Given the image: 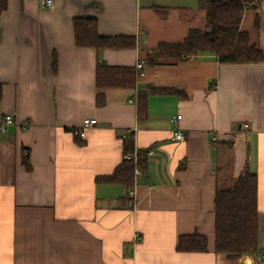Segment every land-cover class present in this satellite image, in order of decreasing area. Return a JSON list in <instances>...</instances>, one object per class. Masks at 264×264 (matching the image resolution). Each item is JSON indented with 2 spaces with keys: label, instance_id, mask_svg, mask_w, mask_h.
<instances>
[{
  "label": "crops",
  "instance_id": "1",
  "mask_svg": "<svg viewBox=\"0 0 264 264\" xmlns=\"http://www.w3.org/2000/svg\"><path fill=\"white\" fill-rule=\"evenodd\" d=\"M44 1L8 0L0 17V123L14 120L0 134V264H264L255 253L230 261L216 252L214 202L245 170L257 176L264 253V62L204 55L146 66L160 42L208 30L199 0ZM245 1L241 29L264 53V0ZM154 6L172 10L162 19ZM75 18H95L100 35L134 36L136 46L78 47ZM139 61L136 89L97 87L99 63ZM87 119L98 124L81 138L74 131ZM178 128L183 142L173 139ZM125 134L145 152L141 174L129 189L97 182L123 162ZM192 234L207 237V251L178 252L179 237Z\"/></svg>",
  "mask_w": 264,
  "mask_h": 264
},
{
  "label": "trees",
  "instance_id": "2",
  "mask_svg": "<svg viewBox=\"0 0 264 264\" xmlns=\"http://www.w3.org/2000/svg\"><path fill=\"white\" fill-rule=\"evenodd\" d=\"M248 4L245 0H199V9L205 12L207 31L191 28L187 36L179 42H160L146 58V66H156L166 61L178 62L204 55H214L221 64L244 65L264 62V53L251 43L249 35L242 31L241 23ZM8 9V0H0V17ZM154 12L166 19L171 8L154 6ZM75 43L81 48H94L98 52L106 49L122 50L136 46L134 36H102L98 32L95 18H75ZM56 66V60H54ZM138 73L135 67L109 66L99 63L96 84L99 89H136ZM3 85L0 84V99ZM105 103L102 94L97 97V105ZM138 111L142 116L146 111V95L140 94ZM136 154L138 165L133 156ZM124 159L110 176L99 177L97 182L122 184L129 189L134 180L136 168L144 167L145 152L135 150L134 136L123 139ZM131 156L132 159L127 157ZM22 164L31 170L29 151L23 149ZM127 199L130 201L128 193ZM215 237L216 252L230 261H237L244 255L258 252L259 218L257 176L245 170L235 185L215 193ZM133 204H129L132 208ZM207 237L199 234L179 237L177 251L185 253L207 251Z\"/></svg>",
  "mask_w": 264,
  "mask_h": 264
},
{
  "label": "built area",
  "instance_id": "3",
  "mask_svg": "<svg viewBox=\"0 0 264 264\" xmlns=\"http://www.w3.org/2000/svg\"><path fill=\"white\" fill-rule=\"evenodd\" d=\"M43 4L45 6H51L53 5V1L52 0H46L43 2ZM138 40L141 41L143 40V37L142 36H139L138 37ZM144 64L145 62L144 61H139L136 65V70L138 73H140L143 68H144ZM182 119V116L181 115H178L177 117H174L171 121L172 123L176 125H178L179 121ZM14 124V120L11 116L9 115H6L3 117V122L0 123V134H4V133H7V127L10 126V125H13ZM98 124V121L96 119H87L84 121L83 125L81 128H78L74 131L75 134H77L79 137L81 138H84L85 137V130L87 128H91V127H94ZM242 128L246 129L247 128V125H242ZM127 136H129V134H125L123 135V139L126 138ZM173 139L175 141H180V142H183L185 140V134L178 128L175 130L174 132V136H173ZM214 140H216V138H214ZM128 159H132L131 156H128L127 157ZM133 159H134V162L136 165H138V160H137V156L136 154H134L133 156ZM135 174L136 175H140L141 174V170H140V167L138 166L135 170ZM128 196H129V199L132 201L134 200L135 198V190H130L128 192ZM134 203V202H133ZM137 239H138V236H137ZM255 257L257 260H264V253H260V252H257L255 253Z\"/></svg>",
  "mask_w": 264,
  "mask_h": 264
},
{
  "label": "rangeland",
  "instance_id": "4",
  "mask_svg": "<svg viewBox=\"0 0 264 264\" xmlns=\"http://www.w3.org/2000/svg\"><path fill=\"white\" fill-rule=\"evenodd\" d=\"M197 8H198V6H197ZM199 28H201L203 31L206 30L205 26H202V27H199Z\"/></svg>",
  "mask_w": 264,
  "mask_h": 264
}]
</instances>
